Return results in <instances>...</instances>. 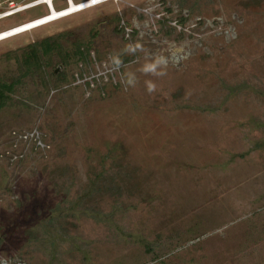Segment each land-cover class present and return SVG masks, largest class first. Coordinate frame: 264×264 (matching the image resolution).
<instances>
[{"label": "rangeland", "instance_id": "1", "mask_svg": "<svg viewBox=\"0 0 264 264\" xmlns=\"http://www.w3.org/2000/svg\"><path fill=\"white\" fill-rule=\"evenodd\" d=\"M2 83L0 264H264V0L109 1L0 42Z\"/></svg>", "mask_w": 264, "mask_h": 264}, {"label": "built area", "instance_id": "2", "mask_svg": "<svg viewBox=\"0 0 264 264\" xmlns=\"http://www.w3.org/2000/svg\"><path fill=\"white\" fill-rule=\"evenodd\" d=\"M55 1H57V0H0V22L7 20L13 16L18 15V14L25 13L28 10H31V9H34V8H37L40 6H44L46 8V11H47V14L44 16H41V17L34 19V20L25 21L20 25L2 30V31H0V34H5L8 32H11V31H15L16 29L21 28L19 26H21L23 24H27L28 22L38 23V22L48 20L51 18L53 12H55V18L54 19H52L51 21L49 20L48 22H45L42 25L36 26V28L37 27L38 28L44 27L46 25H49V24L55 23L57 21H60L62 19L68 18L72 15L86 11L88 8L91 9L95 5H91L89 7L83 8V9H79V8L83 7L87 4H90V3L92 4L93 2L99 1V0L82 1L78 4H75L76 6L73 9L71 7L72 6L71 0H63L67 6H66V8L59 10V11H55L53 8V3ZM109 1H112V0H100V2L96 5L104 4V3L109 2ZM65 13H69V14L64 16ZM20 35H22V34H20ZM15 36H19V34L15 35Z\"/></svg>", "mask_w": 264, "mask_h": 264}, {"label": "trees", "instance_id": "3", "mask_svg": "<svg viewBox=\"0 0 264 264\" xmlns=\"http://www.w3.org/2000/svg\"><path fill=\"white\" fill-rule=\"evenodd\" d=\"M37 47H40L42 49V53H47V50L49 52L58 51L60 49L59 44L55 40L47 41L44 43H37L33 46L28 47L27 56L24 58L25 60H22L24 65L27 66V69L34 68L36 69V72L39 71L40 67V60L39 54H36L38 51ZM29 61H33V63H30ZM14 88V85H7V84H0V109L3 108V106L7 103L9 100V94L12 92Z\"/></svg>", "mask_w": 264, "mask_h": 264}, {"label": "clouds", "instance_id": "4", "mask_svg": "<svg viewBox=\"0 0 264 264\" xmlns=\"http://www.w3.org/2000/svg\"><path fill=\"white\" fill-rule=\"evenodd\" d=\"M73 16V15H72ZM71 17V16H70ZM129 52H133L134 49L129 46L128 48ZM112 62L115 66L119 67L122 64L121 59L118 56H115L112 58ZM160 62H146L142 68L140 69V71H142L145 74H156L159 75L160 73L158 72V66H159ZM135 76L133 74H129L128 79L126 80V84L128 86H133L135 84ZM146 90L151 93L154 92L156 90V84L153 83L152 81H146Z\"/></svg>", "mask_w": 264, "mask_h": 264}, {"label": "bare ground", "instance_id": "5", "mask_svg": "<svg viewBox=\"0 0 264 264\" xmlns=\"http://www.w3.org/2000/svg\"><path fill=\"white\" fill-rule=\"evenodd\" d=\"M112 1H116V0H112ZM99 2H100V0L99 1H95L92 4L91 3L90 4H87V5L83 6V7H80L79 9H83V8L89 7L91 5H95L97 7L99 5H96V4H98ZM71 3H72V6L71 7L73 9L76 5L72 2V0H71ZM88 9H90V8H88ZM68 14L69 13H65L64 16L65 15H68ZM54 18H55V12H53L51 18L48 19V20H45V21H42V22H38V23H30V22H28L27 24H23V25L19 26L21 28H18L15 31H11V32H8V33H5V34H0V42L6 41V40L11 39V38H14V37H17V36H15L17 34H19V36H20V34H23L24 32L26 33V32H30V31H32L34 29L36 30L38 28V27L36 28V26L42 25L45 22H48L49 20L51 21Z\"/></svg>", "mask_w": 264, "mask_h": 264}]
</instances>
